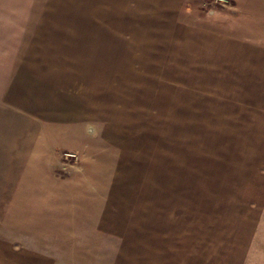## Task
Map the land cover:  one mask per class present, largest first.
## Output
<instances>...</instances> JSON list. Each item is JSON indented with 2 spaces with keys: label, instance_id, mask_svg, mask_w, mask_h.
Wrapping results in <instances>:
<instances>
[{
  "label": "rangeland",
  "instance_id": "374dc122",
  "mask_svg": "<svg viewBox=\"0 0 264 264\" xmlns=\"http://www.w3.org/2000/svg\"><path fill=\"white\" fill-rule=\"evenodd\" d=\"M258 7L0 0V264L264 250V112L244 92Z\"/></svg>",
  "mask_w": 264,
  "mask_h": 264
},
{
  "label": "crops",
  "instance_id": "0c3cea01",
  "mask_svg": "<svg viewBox=\"0 0 264 264\" xmlns=\"http://www.w3.org/2000/svg\"><path fill=\"white\" fill-rule=\"evenodd\" d=\"M252 1H258V0H252ZM257 11L253 13L252 15L256 16H264V11L262 7L255 8ZM58 14V13H57ZM67 14V13H66ZM69 14L73 15H88V12L85 11H76L71 12ZM83 29L88 32L94 31V26L91 24H86ZM92 37V36H91ZM255 46H263V45H255ZM245 64L248 69L251 67V61L249 58L245 57ZM246 71L245 73V79L247 85H251L250 89L244 91L248 96H253V104L259 105L258 109L262 110L264 112V58L257 59L255 64L253 65V71L251 69ZM253 88V89H251ZM262 126H264V122L261 123ZM245 264H264V250L261 251H254L252 250V253L245 256ZM228 264H240L239 257L237 255H230L228 261L225 260Z\"/></svg>",
  "mask_w": 264,
  "mask_h": 264
}]
</instances>
